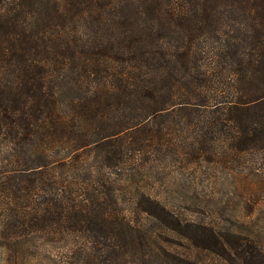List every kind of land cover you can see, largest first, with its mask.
<instances>
[{
    "label": "trees",
    "instance_id": "1",
    "mask_svg": "<svg viewBox=\"0 0 264 264\" xmlns=\"http://www.w3.org/2000/svg\"><path fill=\"white\" fill-rule=\"evenodd\" d=\"M121 111L199 117V148L264 159V0H0V264L71 240L112 264L144 243L113 192L139 125ZM142 199L136 214L195 247L264 264L252 238L185 234Z\"/></svg>",
    "mask_w": 264,
    "mask_h": 264
},
{
    "label": "rangeland",
    "instance_id": "2",
    "mask_svg": "<svg viewBox=\"0 0 264 264\" xmlns=\"http://www.w3.org/2000/svg\"><path fill=\"white\" fill-rule=\"evenodd\" d=\"M119 114L121 120L139 125L126 130L119 141L133 145L121 150L113 192L119 209L146 232V239L139 246L118 248L112 264H177L176 258L193 264H242L233 255L230 260L225 253L218 255L195 247L185 237L167 230L162 222L136 214V208L143 207L142 196L158 202L180 219L182 228L185 223L190 224V228H184L185 234L194 230L207 234L205 228H209L223 243L231 234L240 233L264 248L262 157L246 153L223 160V153L229 151L212 145L208 139L202 140L199 148V117H152L124 111ZM3 207L0 199V210ZM46 246L38 247L30 264H86L87 258L89 264H99L103 255L90 254L86 244L71 254L78 246L75 240ZM157 256L163 262L157 263Z\"/></svg>",
    "mask_w": 264,
    "mask_h": 264
}]
</instances>
